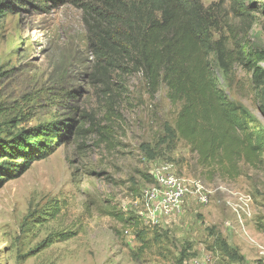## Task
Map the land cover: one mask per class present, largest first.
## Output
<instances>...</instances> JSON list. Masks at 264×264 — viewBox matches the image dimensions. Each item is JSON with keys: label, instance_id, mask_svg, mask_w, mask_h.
<instances>
[{"label": "rangeland", "instance_id": "obj_1", "mask_svg": "<svg viewBox=\"0 0 264 264\" xmlns=\"http://www.w3.org/2000/svg\"><path fill=\"white\" fill-rule=\"evenodd\" d=\"M73 1L0 0L10 6L0 11V136L79 122L0 186V264H263L264 152L234 180L209 178L175 130L182 102L164 84L151 98L139 73L94 83ZM248 3L249 66L225 74L212 57V72L264 135V3ZM169 175L193 191L173 207L158 182Z\"/></svg>", "mask_w": 264, "mask_h": 264}, {"label": "trees", "instance_id": "obj_2", "mask_svg": "<svg viewBox=\"0 0 264 264\" xmlns=\"http://www.w3.org/2000/svg\"><path fill=\"white\" fill-rule=\"evenodd\" d=\"M72 3L82 13L86 44L93 56L91 79L96 85L108 87L114 73H139L152 98L164 84L182 102L175 130L197 155L209 178L217 175L234 180L241 173L242 163L254 169L261 165L264 135L250 128L246 112L218 87L211 63L214 57L225 74L235 64L249 66L251 53L246 52L245 42L252 13L257 10L255 4L248 0H216L207 7L201 0ZM9 8L0 3V11ZM76 96L72 91L65 93L67 101ZM67 101L61 102V107L76 115L77 108L68 106ZM78 123L70 119L48 134L36 131L0 136V186L21 175L33 162L51 155L54 147L45 143L52 138L65 139ZM120 219L129 221L123 216ZM216 242L222 251L230 253L227 244Z\"/></svg>", "mask_w": 264, "mask_h": 264}, {"label": "built area", "instance_id": "obj_3", "mask_svg": "<svg viewBox=\"0 0 264 264\" xmlns=\"http://www.w3.org/2000/svg\"><path fill=\"white\" fill-rule=\"evenodd\" d=\"M158 182L162 188L163 198L162 203L166 207L176 206L187 194L192 193V189L185 184L183 181H180L173 177L172 175L166 177H160ZM245 198H240L239 200ZM200 200H204L203 197ZM242 217L239 216V222L242 225ZM263 264H264V254H263Z\"/></svg>", "mask_w": 264, "mask_h": 264}]
</instances>
